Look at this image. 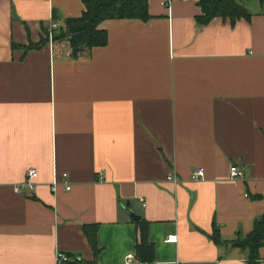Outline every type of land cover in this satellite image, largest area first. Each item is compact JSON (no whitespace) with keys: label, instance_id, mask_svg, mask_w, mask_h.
Returning a JSON list of instances; mask_svg holds the SVG:
<instances>
[{"label":"crops","instance_id":"crops-1","mask_svg":"<svg viewBox=\"0 0 264 264\" xmlns=\"http://www.w3.org/2000/svg\"><path fill=\"white\" fill-rule=\"evenodd\" d=\"M240 2L250 18L199 24L197 0H149L148 19L108 18L107 43L72 58L49 35L83 0H0V264H137L128 207L157 264H248L210 236L264 213V7Z\"/></svg>","mask_w":264,"mask_h":264},{"label":"trees","instance_id":"trees-1","mask_svg":"<svg viewBox=\"0 0 264 264\" xmlns=\"http://www.w3.org/2000/svg\"><path fill=\"white\" fill-rule=\"evenodd\" d=\"M85 8L82 14L76 17H63L52 31L53 43L69 46L68 56L72 58L88 57L95 45L107 43V29L101 24L108 18H141L148 19L149 0H83ZM201 13L196 16L199 24H206L214 16L230 19L234 23L240 18H250L251 13L240 0H197ZM264 7V0H260ZM53 18L59 19L55 9ZM48 34V32H47ZM48 40V36L42 37L39 42H29L22 45L25 49L40 47ZM14 46H16L13 43ZM137 241L134 246L137 264H157L155 259L154 243L148 236V221L145 218L136 220ZM98 225L84 224V231L89 238L95 253L99 250L96 244L95 230ZM95 228V230L93 229ZM211 238L218 245L224 244L239 247L246 253V263L261 264L260 247L264 245V213L256 217L252 229L246 233H238L235 238L226 239L219 232L218 224L214 226ZM73 260V259H72Z\"/></svg>","mask_w":264,"mask_h":264},{"label":"built area","instance_id":"built-area-1","mask_svg":"<svg viewBox=\"0 0 264 264\" xmlns=\"http://www.w3.org/2000/svg\"><path fill=\"white\" fill-rule=\"evenodd\" d=\"M58 25L57 23H52L51 25V29H54L56 28ZM203 173H204V169L199 167V168H195L192 172V175L195 176V177H203ZM38 174V171L36 168L34 167H30L28 170H27V174H26V181L25 183L27 185H29L30 187H33L34 186V180L33 178L36 177ZM229 174L230 176L233 178V177H239L241 176L243 173H242V170L241 168L236 164V163H233L230 168H229ZM64 179V182H65V187L66 189L70 188L71 186V182L69 181L68 179V173L67 172H61L59 175H56L54 177V181H53V184L54 186L60 182L61 179ZM16 188L18 189L19 187L16 186ZM177 237L178 235L176 234H168V237H167V240L168 241H175L177 240ZM134 254L133 253H130V255L128 256L129 260L131 258H133ZM57 257H58V262L59 263H67L70 261L71 259V256H69L68 254L64 253L63 251H58L57 252Z\"/></svg>","mask_w":264,"mask_h":264},{"label":"water","instance_id":"water-1","mask_svg":"<svg viewBox=\"0 0 264 264\" xmlns=\"http://www.w3.org/2000/svg\"><path fill=\"white\" fill-rule=\"evenodd\" d=\"M129 203V201L127 202V204ZM128 210L130 211V213L132 214V216L136 219L139 220L141 218V214L135 212L134 210H132L130 207H128Z\"/></svg>","mask_w":264,"mask_h":264},{"label":"rangeland","instance_id":"rangeland-1","mask_svg":"<svg viewBox=\"0 0 264 264\" xmlns=\"http://www.w3.org/2000/svg\"><path fill=\"white\" fill-rule=\"evenodd\" d=\"M49 36L52 38V36H53V35H52V34H50Z\"/></svg>","mask_w":264,"mask_h":264}]
</instances>
